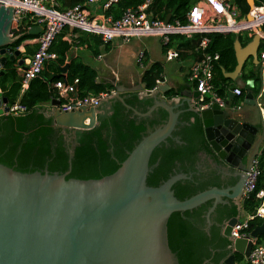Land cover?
Returning a JSON list of instances; mask_svg holds the SVG:
<instances>
[{"label": "water", "instance_id": "obj_1", "mask_svg": "<svg viewBox=\"0 0 264 264\" xmlns=\"http://www.w3.org/2000/svg\"><path fill=\"white\" fill-rule=\"evenodd\" d=\"M247 5L249 10L253 9L254 0H247ZM12 19L13 9L0 4L1 66L19 56V52L12 48L17 39L11 37L15 33ZM168 20L169 16L165 23ZM41 30L37 27L29 33L38 35ZM259 45L257 35L245 47H241L237 40L234 42L237 65L232 73H224V76L243 90L247 83L239 74L249 58L255 66L259 64ZM18 65L24 68V60ZM261 71L259 69L260 78ZM167 90L165 84L157 83L153 94L137 93L140 99H150L153 104L146 113L132 109L134 115L147 118L161 109L168 116L162 125L141 138L111 175L100 179H66L71 170L74 145L68 149L69 167L63 174H50L47 170L21 173L0 164V264H178L167 240V222L173 213L191 211L212 201L205 214V231L208 233L212 225L211 214L218 205L231 200L240 211L238 200L247 173L258 155L264 129L261 126V141L254 143L258 135V128L254 125L228 118L216 103L203 110L198 102L191 105L192 99L199 98L196 91L180 93V99L167 104L158 94ZM116 91L103 101L123 102L119 93L125 90L117 88ZM253 99L252 92L247 91L246 105L257 107L250 101ZM3 102L6 104L7 100L3 99ZM185 112L200 118L213 152L228 166L241 172V179L235 187H213L178 200L172 187L178 181L190 178L184 174H175L157 187L147 185L152 152L172 137L179 117ZM47 113L53 116L55 126L68 131L90 130L98 124L97 108L82 107L70 113H61L56 108L52 114ZM65 138L70 142L69 134H65ZM237 222L238 218H233L223 227L222 235L231 245L229 256L221 264H236L235 254L247 258L252 249L251 239H235ZM260 236L264 237V221L250 232L253 239ZM208 263L204 261L203 264Z\"/></svg>", "mask_w": 264, "mask_h": 264}, {"label": "trees", "instance_id": "obj_2", "mask_svg": "<svg viewBox=\"0 0 264 264\" xmlns=\"http://www.w3.org/2000/svg\"><path fill=\"white\" fill-rule=\"evenodd\" d=\"M85 0H58L59 10L65 11L75 5L84 3ZM147 0H117L112 3L105 14L118 19L124 10L135 9ZM150 4L146 10L148 17L152 20H165L170 15L171 22H179L180 25H187V14L198 0H149ZM232 4L241 12L244 17L249 13L247 0H231ZM255 6L264 5V0H254ZM25 27L20 29V37L14 42L17 47L21 41L33 38L28 34ZM195 36L184 50H190V56L200 59L201 53L194 52L201 37ZM203 36V35H201ZM58 37V36H57ZM55 39L50 52L55 54L57 65H64L70 50V45ZM209 45L206 53L218 54L219 60L214 65L213 84L216 92L223 97V91L227 80L222 70L227 73L233 72L237 65L234 53V41L237 39L244 47L251 41L245 35L242 36L210 34L208 35ZM190 45L193 48L190 49ZM180 49V52L183 51ZM187 51H184V54ZM181 56V54H180ZM253 66L252 62H249ZM15 62H6L5 73L0 77V90L9 105L19 99V103L26 108V112L13 116H0V164L12 168L21 173L43 172L47 170L50 174H63L69 167L68 149L65 134L74 145L73 158L71 159V170L66 179L74 178L80 180L100 179L111 175L126 159L129 152L144 137L147 132L162 125L167 119V113L158 109L150 117L140 118L134 115L133 110L139 113H146L153 104L150 99H140L137 93L122 94L123 102L113 100L101 102L98 107L97 125L90 130L68 131L54 124L52 115L42 107L49 103L55 96V90L51 84L63 81L62 77H50L47 73L48 67L33 79L28 89L20 95V82L14 70ZM257 72V70H254ZM249 69L244 73V79H257V74ZM160 68L154 65L144 76L147 89L156 86L155 81L159 80ZM73 79L78 80L77 96L79 98L88 94L98 96L100 93L113 90L111 85L96 83L95 72L78 62L69 61L67 83ZM243 91V90H242ZM173 93L168 92V96ZM175 95V94H174ZM129 106L131 109H128ZM193 118V122H191ZM182 122V124H181ZM177 137L180 143L174 141ZM199 152H208V146L204 136V130L200 118L191 113L185 112L179 117V124L168 138L166 143L160 144L154 149L149 160L151 172L147 177V185L157 187L175 174H184L189 179L178 181L173 187L174 195L178 200H185L191 196L216 187L221 188L217 181H200L190 171L195 172V162ZM261 175L258 178L255 193L241 203L240 210L246 215H254L262 201L255 197V194L264 190V149L261 156ZM212 201L183 213H173L167 222L168 247L175 256L178 264H221L230 254L231 242L222 235L221 228L217 224L237 216L240 211L235 204L218 205L211 214L210 219L215 223L211 225L208 233L205 231L207 224L206 212L211 208ZM239 211V213H238ZM263 219L256 218L248 221L247 233L263 223ZM259 242H264V237H258ZM236 264H247L242 255L235 254Z\"/></svg>", "mask_w": 264, "mask_h": 264}, {"label": "built area", "instance_id": "obj_3", "mask_svg": "<svg viewBox=\"0 0 264 264\" xmlns=\"http://www.w3.org/2000/svg\"><path fill=\"white\" fill-rule=\"evenodd\" d=\"M57 1L0 0L1 5L13 9L12 28L15 29V33L21 29V21L25 14H31V20L34 24L42 28L36 39L37 47L35 52L27 59L24 68L19 67L21 94L28 89L30 82L43 71L46 63L55 58V55L50 52V48L64 28L94 34L99 36L103 43H109L115 39H121L126 43L134 37L146 35L158 36L167 42L171 35L176 34L190 38L197 34H238L245 32L249 36L257 35L264 47V5L255 6L246 16L242 17L237 9L230 4L229 0H199L187 14V25L182 26L178 22L165 23L148 17L146 10L150 4L149 0L135 9L128 8L124 10L118 19L107 16L102 21L89 18L85 12V7L94 6L101 0H87L83 5H75L65 11L58 9ZM116 2L117 0H107L103 4V8L107 9L112 3ZM208 42L207 38H202L198 45V50L202 57L192 67L189 81L194 83L196 92L199 93L197 102L200 110L208 108L212 103H216L221 109H226L229 104L228 101L219 97L214 92L212 85V67L213 63L219 60V55L205 53ZM143 56V52H140L137 57L138 63L142 61ZM176 58H178L176 51H167L166 60ZM260 58L264 60V50L260 54ZM1 68L2 66L0 65V70ZM77 84V79H74L71 84H66L62 81H57L53 84L56 90L55 100L58 102L57 108L61 113H70L82 107L96 109L99 107L100 102L110 95L72 97L76 93ZM208 95L210 98L207 97ZM231 95L240 97L242 90L239 87H233ZM203 104L207 105L203 106ZM5 108H7L6 111ZM231 109L240 110L241 104L232 103ZM0 111V116H17L25 113L26 108L18 103L7 106L0 97ZM260 165L261 161L259 156H257L252 162L250 171L247 173V181L244 184L240 199L241 203L255 193L257 181L262 172ZM255 197L260 199L262 203L256 209L254 215H249L250 217L245 220L238 219L235 227V239H251L252 249L249 256L244 260L247 264H264V242L251 238L250 233L246 232L248 221L256 218L264 220V190L258 191Z\"/></svg>", "mask_w": 264, "mask_h": 264}, {"label": "crops", "instance_id": "obj_4", "mask_svg": "<svg viewBox=\"0 0 264 264\" xmlns=\"http://www.w3.org/2000/svg\"><path fill=\"white\" fill-rule=\"evenodd\" d=\"M86 1L87 0H85L84 3ZM106 1L107 0H101L99 3H97L94 6L85 7V12L89 16V18L96 19L97 21H102L107 16H110V15L105 14V11H104L105 9L103 8V4ZM197 2H199V0ZM229 2L232 6H234L231 0H229ZM80 5H83V3ZM234 7L236 8V6ZM58 8H59V4H58ZM237 11L241 15V12L238 9ZM168 16H169V20L167 23L176 22V21L171 22L170 15ZM165 20H162V21L165 22ZM23 22H25L26 29L28 30V34L33 36V38L24 39L23 41L20 42V44L16 48L12 46L13 51L17 50L19 52V56L16 57L15 60L13 61L15 62L14 70L16 71L17 77L19 78V82H20V75H19L20 66L18 65V62L20 60H24V65H25L27 59H29L33 55L37 47L36 39L39 35V34L32 35L29 33V31H31L32 29L39 27L35 25L34 22L31 20V14L24 15L21 21V25H20L21 29L22 28L25 29V27L23 26ZM212 34H219V33H212ZM208 35H203V36L199 35V36L201 37V39L207 38L209 41ZM222 35L242 36L243 40H245L244 39L245 35L249 38V34L245 32L238 33V34L227 33V34H222ZM195 36H198V34L193 35L190 38L185 37L184 35L176 34V35H171L168 41L165 42L164 39L161 37L154 36V35H146V36H141V37H134L129 42H126V43L123 42L121 39H115L112 42L103 43L100 37L94 34H90L87 32L80 31V30H76V29L64 28L62 32L58 35V37H60L61 41L66 42L67 44L70 45V50L68 52L67 58L65 60L64 65H57L55 63L57 57L55 54L52 53L53 55H55V58L49 60L46 63V66L48 67L47 73L52 78L62 77L63 83L71 84V83H67L64 81L68 73L69 61L78 60L79 63L91 68L95 72L96 83H99L102 85H111L114 87L113 90L106 91L100 94L112 95L117 92L116 91L117 88L125 90V91L120 92L119 94L138 93V92H144L146 94H153L155 92L156 86L153 89H147L146 82L144 81V76L146 72L149 71L154 65H157L160 68V75H159V80H156L155 83L156 85L157 83H163L168 87V90L165 93L158 92V94L164 99V102L168 104L174 100L180 99V93H191L192 94V92L196 91L194 83H190L189 81V76H190L192 67L196 64L198 60H201V59L196 60L195 57L188 55V54H191V52H189L190 50L183 49L184 47L190 44L189 42H191V40H193ZM11 37L12 38L17 37L18 39L20 37V32L14 33ZM250 37L253 38V36H250ZM201 39H200V42H201ZM236 40L237 39H235V41ZM250 42H248L245 46H247ZM198 45L194 46L195 53L198 52ZM208 45H209V42H208ZM191 48H193V45L192 47L190 45V49ZM180 49H183V51L180 52ZM169 50L176 51L178 53V58L172 59V60H166V53ZM263 50H264V47L260 41V45H259L258 52H257L259 64L256 66L253 64V66H251L249 62L253 63V60L249 58L246 61L242 71L239 74L240 79L244 83H247L245 90H243L239 85H237L235 81L226 78L224 76V73H227V72L222 70L223 76L227 80V82H226V86L223 91V97L220 96L216 92L214 88V84H213L214 65L217 61L213 63V67H212V76H213L212 85L214 88V92L219 97L225 98L226 101H228L229 103L226 109H223L225 111L226 116L228 118H235L241 122H248L254 125L255 127H257L258 129H261V126H262V129H264V80L261 81V78L259 77L260 75L259 69H261L262 70L261 73L264 74V60L260 58V54L263 52ZM184 51H187V52L184 54ZM140 52H143L144 56H143L142 61L138 63L137 57ZM208 54H211V53H208ZM201 57H202V54H201ZM7 62H12V61H7ZM249 69L253 71L257 70V72L255 71L254 72L257 74L258 81L261 82V87H258V81H256V79L245 80L243 78L244 77L243 72L248 73ZM0 72H3V74L5 73L4 66H2ZM3 74L0 75V77H2ZM53 84L54 83L51 84V88L55 90ZM233 87H239L241 90H243L242 95L240 97H235L231 95V89ZM128 89H133L134 91L129 92ZM247 91L252 92L254 99L250 101L254 102L257 105V107L246 105L245 95ZM168 92L170 93L172 92L173 95L171 94L172 96H168ZM55 93H56V90H55ZM20 95L22 94L20 93ZM88 95H93V94H88ZM0 97L2 101L3 99H5L1 93V90H0ZM72 97H78L77 88H76V93L73 94ZM207 97L210 98L209 95ZM55 98L56 96L49 103L44 104L42 106L47 112L51 114L54 112V110L58 106L56 104L58 102L55 100ZM262 99H263V102H262ZM197 101L198 99L196 100L192 99L191 105L196 103ZM15 103L20 104L19 99H17ZM232 103L241 104V109L232 110L231 109ZM6 105L7 106L9 105L8 102H6ZM206 105L207 104H203V106H206ZM245 108H252V110L250 109L251 112H255L254 111L255 108L259 110L258 112L259 119H257V117L254 118L252 115H250L251 112H246ZM263 149H264V144L261 148V152L258 155L259 158L261 156ZM241 216H243L244 220L250 217L249 215H246L243 211L240 210L238 219H240Z\"/></svg>", "mask_w": 264, "mask_h": 264}, {"label": "flooded vegetation", "instance_id": "obj_5", "mask_svg": "<svg viewBox=\"0 0 264 264\" xmlns=\"http://www.w3.org/2000/svg\"><path fill=\"white\" fill-rule=\"evenodd\" d=\"M181 124H182V122H181ZM259 135H261V129H258V135H257V137H255L254 143L261 141V136H259ZM204 136H205V133H204ZM205 140H206V138H205ZM174 141L176 143H180V141L177 137H174ZM206 143L208 146V152H205V153L199 152L198 153L197 157L199 158V160H197L195 162L196 171L195 172L190 171L189 175L193 176V174H194L200 181H217L221 188H233V187H235L236 184L238 183V181L241 179V172L236 171V169L231 167V166H228L223 160H221L213 152V150L210 148L207 140H206ZM66 144L67 145L70 144V146L73 145L72 141H70V142L66 141ZM263 144H264V138L260 142V146L258 149V155L261 152V148H262ZM244 162H245V160L243 159V163ZM243 189H244V187H243ZM243 189H242V193H243ZM241 197H242V194H241ZM241 197L238 200V203L240 206H241V201H240ZM226 201H227V204H233L234 205L233 201H231V200H226ZM223 205H225V204H223ZM238 210H239V207H238ZM238 213H239V211H238ZM238 216H239V214L233 218L237 219ZM233 218H231V219H233ZM231 219H229L228 221H230ZM228 221H225L222 224H217V223L215 224L211 220L212 225L215 224L219 228H221V233H222L223 227L226 226Z\"/></svg>", "mask_w": 264, "mask_h": 264}, {"label": "rangeland", "instance_id": "obj_6", "mask_svg": "<svg viewBox=\"0 0 264 264\" xmlns=\"http://www.w3.org/2000/svg\"><path fill=\"white\" fill-rule=\"evenodd\" d=\"M262 75L264 76V74L261 73V81L264 80V77ZM258 87H261V82L260 81H258ZM262 102H263V99H262ZM250 109L252 110V108H245L246 112H251ZM254 111L255 112H251L250 115H252L254 118L257 117V119H259L258 110L255 108ZM240 219L243 220L244 219L243 216H241Z\"/></svg>", "mask_w": 264, "mask_h": 264}]
</instances>
